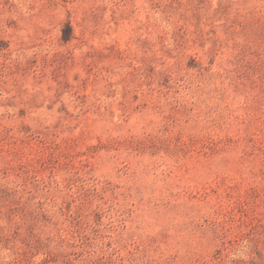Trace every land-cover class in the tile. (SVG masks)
I'll use <instances>...</instances> for the list:
<instances>
[{"label": "rangeland", "instance_id": "rangeland-1", "mask_svg": "<svg viewBox=\"0 0 264 264\" xmlns=\"http://www.w3.org/2000/svg\"><path fill=\"white\" fill-rule=\"evenodd\" d=\"M0 264H264V0H0Z\"/></svg>", "mask_w": 264, "mask_h": 264}]
</instances>
